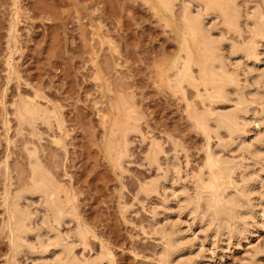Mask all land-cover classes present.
Instances as JSON below:
<instances>
[{
    "label": "rangeland",
    "instance_id": "1",
    "mask_svg": "<svg viewBox=\"0 0 264 264\" xmlns=\"http://www.w3.org/2000/svg\"><path fill=\"white\" fill-rule=\"evenodd\" d=\"M148 1L0 0V264L45 263L27 246H24L26 252L23 249L17 256L13 252L2 198L6 184L14 189L29 177L24 145L27 137L33 136L27 133L28 129L19 127L12 106L20 93L34 95L36 92L59 107L67 125L63 137L68 151L55 142L60 134L55 126L56 130L40 123L42 139L33 137V141L37 140L38 147L44 150L39 148L43 159L46 158V166L70 186L77 202V214L91 228L89 245L86 248L83 243L76 245L79 255L94 258L98 254L99 257L104 244L113 253L112 258L115 257L111 264H157L155 251L161 239L151 225L157 219V227L162 224L173 227L175 223L176 230L178 223L182 226H177L182 233L176 231V234L185 235V240L191 241L187 242L192 253L187 248L185 252L190 254L186 255L189 258L194 257L192 260H199L196 264H264V216H259L244 236L216 239L212 230L204 233L206 225L199 218L194 219V215L191 217L179 200H166L162 187L153 196L137 194L144 182L142 179L156 177L163 182L164 173L169 177L164 168L159 169V165L146 160L151 139L160 140L171 154L173 150L178 151L179 166L176 164L170 169L173 180L167 179L182 189L178 190L183 196L187 189L188 193L195 192L192 180L205 158V136L185 109L187 99L197 102V91L188 85L185 99L167 86L164 75L165 66L178 51L177 34L165 16ZM239 1L245 6L246 0ZM180 5L177 3L176 8ZM17 15L21 18L17 25L20 34L14 39L12 22ZM218 21L213 29L215 35L220 34L218 27L225 28ZM228 47L225 48L228 50ZM9 55L13 67L8 64ZM122 98L140 112L142 130L130 134V156L124 161L123 169L114 164L112 154L106 149L108 129L105 128L106 119L117 116L115 106L121 104ZM229 104L226 107H231ZM260 122L264 130V119ZM255 131L250 134L256 135ZM166 150L161 153L162 160L166 159ZM240 151L233 152L235 156L240 153L237 156L241 157ZM262 157L251 162L264 174ZM31 199L39 200L38 196ZM168 203L174 204L173 208ZM75 223L73 220L61 225L62 231L76 230ZM28 235L29 241H36V232Z\"/></svg>",
    "mask_w": 264,
    "mask_h": 264
},
{
    "label": "bare ground",
    "instance_id": "2",
    "mask_svg": "<svg viewBox=\"0 0 264 264\" xmlns=\"http://www.w3.org/2000/svg\"><path fill=\"white\" fill-rule=\"evenodd\" d=\"M149 1L165 16L168 24L177 34L178 51L165 66L164 75L167 86L175 94H182L181 96L185 99L188 98L186 97L188 85L193 86L197 91L196 96L200 103L198 100L197 102L192 100L196 102L194 103L187 99L185 109L195 126L205 136V158L192 180L195 192L188 193L187 189L183 191L186 193L183 196L180 193L182 189L175 186L172 183L174 181L169 180V177L172 179L169 174L170 169L180 161L178 151L177 154L173 150L171 154L160 140L151 139L146 160L149 164L159 165L157 166L159 169L164 168L169 177L163 172L166 178L164 183L160 178L155 179L156 177L152 179L147 177L149 180L142 179L144 182L140 183L141 187L139 185L140 190L138 189L137 194L142 192L148 196L154 195L160 193L162 187L166 193V200H179L181 207L184 210L187 208L191 217L194 215V219L199 218L200 222L206 225L207 230L202 228L204 225L200 226L204 229V233L212 230L216 239L222 236H225L223 238L244 236L249 226L259 216H264V174H262L263 170L261 173L255 168L254 163L253 167L251 162V159L255 160L256 157L264 155V130L263 126L260 128L262 123L260 121L264 119V64H262L264 62V0H246L245 6H241L239 0ZM177 3H181L180 8H176ZM19 19L21 18L17 15L16 20L12 22L14 39H17L20 34L17 27ZM218 20L225 28L218 27L220 34L215 35L213 29L216 28ZM231 33L233 35L230 37ZM226 45L229 46L228 50L225 48ZM11 61L12 56L9 55L10 66H12ZM9 74H12V70ZM242 75L245 78H242ZM30 94L20 93L19 97L14 99L12 107H14L19 127L22 130L28 129L27 133L40 140L42 139L40 123L53 129L55 126L60 130L55 142L67 150L64 143L67 125L59 107L55 103L51 104V100L40 92ZM42 98L46 99V103L42 101ZM220 103L222 106H219ZM226 104L232 105L226 107ZM115 108L117 111L114 112L117 116L108 117L105 121V128L108 129L106 149L112 154L114 164L123 169L124 161L126 159L128 161L127 157L130 156L128 152L130 151V134L132 131H139L141 117L135 105L127 99H123ZM254 129L256 135L253 136L250 133ZM258 132L260 134H257ZM27 133L25 134L28 135ZM27 138L24 150L27 154L25 163L27 161L29 166V171L26 170L29 177L23 176L27 179H24V182L20 181L14 189L6 184L2 193L7 212L6 226L9 229V240L13 252L17 256V253L27 246L28 250L39 254L46 264H111L115 257L112 258L113 253L104 244L101 246L102 251L100 250L99 257H97L98 254L92 258L91 255L88 257L86 254L79 255L76 252L77 244L83 243L85 248L89 245L88 237L91 228L87 227L80 219V214H77V202L75 203V196L70 186L65 183L66 181L63 180V182L61 178H57L58 175L55 176V171L50 170V166H46L47 163L44 160L46 158L42 157L43 152L40 154L44 150L37 145L39 142L33 141L35 138ZM235 149L241 150V157L237 156L240 153L236 154L238 158L235 156L233 152ZM165 150L167 155L164 162V159H161V153ZM8 164L6 161L7 168L4 166L6 169ZM161 164L166 165L163 167ZM178 171L181 172L180 169ZM26 172L24 174H27ZM33 196H38L39 202L37 199L33 202L31 199ZM172 203L166 205L173 208ZM33 204L36 205L32 206ZM179 204L176 205L180 207ZM157 213L156 210L154 215ZM188 217L186 219H189ZM73 220H76V230L68 229L67 232H63L61 225ZM192 220L191 218L188 221ZM179 221L181 220L175 222ZM200 222L198 221L199 224ZM151 225L161 239L155 251L157 264H196L197 260H192L194 257L189 258L186 255L190 254L185 252L186 248L191 252L188 249L191 246L187 242L191 241L185 240L184 234L182 237H180L182 234L179 236L176 234V231L179 233L182 228L179 223L178 225L181 226L179 231L178 225L175 226L176 230L173 228L175 223L173 227L164 226L165 224L157 227V219ZM32 231L36 232L34 242L29 241L28 238V233ZM211 232L208 234L210 235ZM49 257L53 258L49 259Z\"/></svg>",
    "mask_w": 264,
    "mask_h": 264
}]
</instances>
